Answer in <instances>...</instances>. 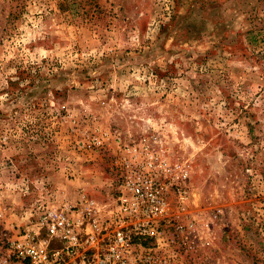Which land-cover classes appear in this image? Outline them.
I'll return each instance as SVG.
<instances>
[{"label": "rangeland", "instance_id": "obj_1", "mask_svg": "<svg viewBox=\"0 0 264 264\" xmlns=\"http://www.w3.org/2000/svg\"><path fill=\"white\" fill-rule=\"evenodd\" d=\"M142 126L189 164L178 264H264V0H0V213L105 201L80 140Z\"/></svg>", "mask_w": 264, "mask_h": 264}, {"label": "built area", "instance_id": "obj_2", "mask_svg": "<svg viewBox=\"0 0 264 264\" xmlns=\"http://www.w3.org/2000/svg\"><path fill=\"white\" fill-rule=\"evenodd\" d=\"M165 138L153 126L81 138V152L107 156L108 197L35 200L27 224L3 234L0 264H178L195 247L193 222L181 213L190 168L170 157Z\"/></svg>", "mask_w": 264, "mask_h": 264}, {"label": "crops", "instance_id": "obj_3", "mask_svg": "<svg viewBox=\"0 0 264 264\" xmlns=\"http://www.w3.org/2000/svg\"><path fill=\"white\" fill-rule=\"evenodd\" d=\"M76 197L74 196V198H70L71 202L70 204H72L75 201ZM1 215H3V217L0 219V228L2 230L9 231L11 229L12 226H17V225H21V226H25L28 222V215L26 214L23 218L20 217H15V215L9 214L7 212L5 213H0Z\"/></svg>", "mask_w": 264, "mask_h": 264}]
</instances>
